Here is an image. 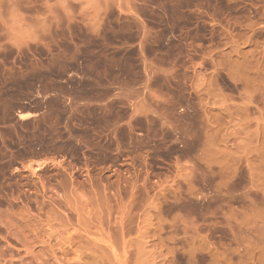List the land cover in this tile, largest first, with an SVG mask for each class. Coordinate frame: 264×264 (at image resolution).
<instances>
[{"label":"rangeland","instance_id":"1","mask_svg":"<svg viewBox=\"0 0 264 264\" xmlns=\"http://www.w3.org/2000/svg\"><path fill=\"white\" fill-rule=\"evenodd\" d=\"M0 264H264V0H0Z\"/></svg>","mask_w":264,"mask_h":264},{"label":"crops","instance_id":"2","mask_svg":"<svg viewBox=\"0 0 264 264\" xmlns=\"http://www.w3.org/2000/svg\"><path fill=\"white\" fill-rule=\"evenodd\" d=\"M99 26H101V24H100ZM141 63H144V62L141 60ZM146 67H147V66H146ZM143 86H145V85H143Z\"/></svg>","mask_w":264,"mask_h":264}]
</instances>
